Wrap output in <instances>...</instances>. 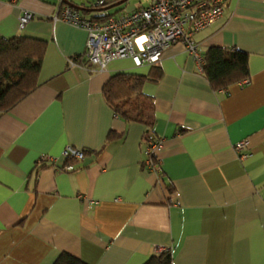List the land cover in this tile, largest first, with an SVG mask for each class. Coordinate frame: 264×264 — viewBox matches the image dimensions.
Segmentation results:
<instances>
[{
    "label": "crops",
    "instance_id": "obj_1",
    "mask_svg": "<svg viewBox=\"0 0 264 264\" xmlns=\"http://www.w3.org/2000/svg\"><path fill=\"white\" fill-rule=\"evenodd\" d=\"M59 5L69 6L0 0V37L46 42L37 86L0 111V264H53L63 252L87 264H145L156 247L170 250V264H264V0H226L222 18L193 35L201 55L245 52L246 78L214 89L181 42L162 52L160 77L141 88L149 126L114 113L102 86L152 64L78 63L87 32L54 20ZM24 9L33 15L20 28ZM150 129L162 138L157 170L143 162ZM66 146L85 151L71 170Z\"/></svg>",
    "mask_w": 264,
    "mask_h": 264
},
{
    "label": "built area",
    "instance_id": "obj_2",
    "mask_svg": "<svg viewBox=\"0 0 264 264\" xmlns=\"http://www.w3.org/2000/svg\"><path fill=\"white\" fill-rule=\"evenodd\" d=\"M225 1L147 0L101 20L85 17L70 6L59 5L53 19L87 32L84 57L88 66L103 68L107 62L118 58H130L135 65L154 64L168 46L179 41L202 70V55L193 35L222 18ZM32 15L24 9L18 19L19 27L22 28ZM245 144L246 141L241 140L234 145L241 159L250 155ZM161 146L160 137L150 134L145 139L143 162L146 168L157 170V152ZM61 155L65 160L82 161L85 151L66 146ZM64 169H74V165L68 163ZM161 251L163 248H155L156 253Z\"/></svg>",
    "mask_w": 264,
    "mask_h": 264
},
{
    "label": "trees",
    "instance_id": "obj_3",
    "mask_svg": "<svg viewBox=\"0 0 264 264\" xmlns=\"http://www.w3.org/2000/svg\"><path fill=\"white\" fill-rule=\"evenodd\" d=\"M113 0H103L96 5H104ZM119 10V9H118ZM117 10V11H118ZM107 11V10H106ZM114 14L103 12L92 18L104 19ZM101 16V17H100ZM46 42L41 38L27 36L0 37V111H6L22 100L37 86V77L45 54ZM202 73L214 89L226 88L232 83L248 76L247 54L238 49L211 46L202 54ZM76 61V60H75ZM78 63L87 64V60L78 59ZM160 67L152 64L145 76L130 73H115L102 86V94L113 108L114 113L124 119L152 124V103L142 92L147 80L160 77ZM145 131V139L153 131ZM75 161V160H74ZM66 160V164L73 163ZM64 168V166H63ZM172 254L164 250L155 254L145 264H170ZM53 264H87L68 253H60Z\"/></svg>",
    "mask_w": 264,
    "mask_h": 264
},
{
    "label": "water",
    "instance_id": "obj_4",
    "mask_svg": "<svg viewBox=\"0 0 264 264\" xmlns=\"http://www.w3.org/2000/svg\"><path fill=\"white\" fill-rule=\"evenodd\" d=\"M62 1L65 2L67 5H69L70 7L77 9L79 11L90 12V11H100V10L105 11L107 9H110V8H113L115 6L122 4L126 0H114L110 3H106V4L102 5L100 7H90V8H87V7L83 6L82 4L74 3L70 0H61V2Z\"/></svg>",
    "mask_w": 264,
    "mask_h": 264
},
{
    "label": "rangeland",
    "instance_id": "obj_5",
    "mask_svg": "<svg viewBox=\"0 0 264 264\" xmlns=\"http://www.w3.org/2000/svg\"><path fill=\"white\" fill-rule=\"evenodd\" d=\"M70 1H72L74 3L87 2V3H91V4H96V3H100L103 0H70ZM146 1L147 0H126L125 2H123L122 4H120L118 6H115L113 8L108 9L106 12L107 13H113L116 10V8L117 9L119 8L121 10L123 8L125 9V7L126 8L133 7L134 5H136V4L140 3V2L146 3Z\"/></svg>",
    "mask_w": 264,
    "mask_h": 264
}]
</instances>
